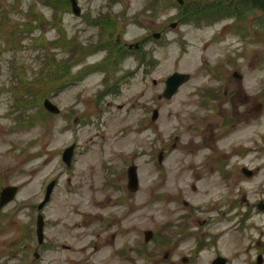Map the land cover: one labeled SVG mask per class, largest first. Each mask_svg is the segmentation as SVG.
Returning <instances> with one entry per match:
<instances>
[{
  "label": "rangeland",
  "instance_id": "1",
  "mask_svg": "<svg viewBox=\"0 0 264 264\" xmlns=\"http://www.w3.org/2000/svg\"><path fill=\"white\" fill-rule=\"evenodd\" d=\"M185 2L79 0L77 15L67 0H0V191L19 186L0 209V264H116L108 259L117 260L119 240L113 243L112 235L126 222L136 230L130 239L145 241L147 230L154 233L146 256L158 245V258L143 256L137 263L161 264L167 237L187 214L192 234L179 249H194L193 234L201 231L197 220L218 213L209 210L212 202L221 207L217 226L232 230L203 255L220 251L233 264H250L259 252L264 257V210L256 207L264 198L263 158H244L240 166L261 164L258 176L239 171L226 188L205 159L201 167L199 157L189 156L205 153L206 128L239 103L222 95L225 83L239 90L240 99L254 89L252 100H259L264 12L244 0ZM136 42L140 48H129ZM174 71L191 77L167 99L161 94ZM45 97L61 111H48ZM252 122H242L221 142L230 154H246ZM250 126L259 132L264 116ZM73 142L74 162L67 166L62 151ZM132 164L140 179L135 192L127 187ZM54 178L42 209L43 251L35 234L37 203ZM183 198L194 205L191 212L178 206ZM236 215L237 221L228 220ZM89 239L96 245L88 246Z\"/></svg>",
  "mask_w": 264,
  "mask_h": 264
},
{
  "label": "flooded vegetation",
  "instance_id": "2",
  "mask_svg": "<svg viewBox=\"0 0 264 264\" xmlns=\"http://www.w3.org/2000/svg\"><path fill=\"white\" fill-rule=\"evenodd\" d=\"M251 2H253L252 10L261 9L264 12V6L259 0H252ZM259 31L264 33V27L259 28ZM235 73V77H238V79H242L243 76L241 74L239 75L238 72ZM240 85L241 83L237 84V87H239ZM222 89V95L233 98H229L228 101H233L235 103L234 99L237 98L239 103H233L234 110L232 113L228 112L226 114L229 115L226 116H223L221 114V121L217 122V124L215 122L214 125H211L210 123L209 126H211L209 128H206L207 135L204 138V144L201 143V147H204L207 151H210V153L207 155L205 150L204 154L191 156L190 153L192 152H190L189 156L190 158L199 157L198 160H200L201 162L203 159H205V162L209 165L212 171L216 170L218 176L226 180L223 181L226 188H230V185L234 184L235 181L234 175H238L239 171L251 177L258 176L261 164H241L240 166V163L241 161H243L244 158H246L249 154L252 153L255 159L263 158L264 160V155H262L264 154V128L259 129V132H255V129L250 126L252 124L254 125V120H258L259 118L264 116V90L261 95H257V98H259V100L253 101L252 97H254L256 94L254 89L249 94L245 93V97L243 96V98L241 99L239 90H233L232 88H230L229 84L227 85V83H225L222 86ZM224 110L226 111L225 108ZM246 121H253L252 124L248 123V126L250 127V130L248 132V142L246 144V147L243 148L245 149L246 154L244 153L243 156L241 154L235 156L233 154H230V146H223L221 145V142H225L232 134H235L236 131L239 129V127L237 126L239 124H242V122ZM177 137L178 136H176V139H178ZM256 141L258 142L257 144ZM226 143H228L229 145L232 144L231 142ZM173 145L175 146L176 143H174ZM242 145H245V143H243ZM190 147H194V144L190 145ZM232 147L236 148L237 146L234 144ZM256 153H259V156L256 157ZM189 156L185 155L184 157L188 158ZM199 165L202 167L203 162ZM191 168H193V164ZM239 168H241V170ZM194 174H196V172H193V170H191L192 177H194ZM107 182L108 185L109 183L111 185H114L115 180L114 178L109 177ZM191 187L194 191H197L199 188L196 182H194ZM181 201L182 202L179 203L178 206H184L185 208L187 206H190L188 210L189 212H191V207L194 205L190 204L189 201L184 198ZM256 207L258 210H264V198H262L256 204ZM199 208L200 207L198 206V209ZM208 208L210 211L219 209L217 214H219L221 210L220 205L215 202L210 203ZM188 210L186 211L188 212ZM217 214L214 216H209L197 220L198 225L201 224V231L200 233L193 234V236H197V238L195 239L196 246L193 250L179 249L181 248L182 242L186 238H189L188 236L192 234V232L188 234V232H190V229L188 228V230L186 227L188 214L186 217L182 218L179 221L181 223L179 227L175 228L176 232L167 237L166 245L168 247V250L164 253V258L161 260V264H233V258L229 254H223L220 251L213 252L209 256L203 255L206 251H211L210 249L218 243L217 241L219 236L232 230V226H228L225 229L221 228V226H217V224L223 221V219L219 218V215ZM238 218L239 215H236L234 216V218H230L228 220H230V222H233V220L237 221ZM76 225L78 226V224ZM131 226L133 225L127 224L126 222V224H123L119 227L118 233L112 235L113 243H116L119 240V246L117 247L116 251L117 255L115 254L117 260L113 257V255L111 257H108V259H114L116 261V264H138V259L143 256H145L147 260H150L152 258H158L157 254L159 253V250L157 242H155L156 247L152 248L151 250L152 254L146 256L147 251L151 249L150 242L153 241L154 233L149 240H147L146 237L145 241L141 239H130V237L135 235L134 232L136 231L132 229ZM41 245L44 246L45 251V247L47 246V240L44 241ZM91 245L94 246L96 244L95 241L89 239L88 246ZM220 257L224 258L225 260L217 261V259ZM263 262L264 257L261 252L257 254L256 258H250V264H263ZM88 264H91V262H89Z\"/></svg>",
  "mask_w": 264,
  "mask_h": 264
},
{
  "label": "water",
  "instance_id": "3",
  "mask_svg": "<svg viewBox=\"0 0 264 264\" xmlns=\"http://www.w3.org/2000/svg\"><path fill=\"white\" fill-rule=\"evenodd\" d=\"M71 1V6H72V10L75 14L80 15L81 14V6L79 4L78 0H70ZM178 2L183 3L184 0H178ZM173 25H176V23H173ZM159 35V34H157ZM136 46H138V44H136ZM190 78V74L187 72H181V71H175L172 74H170L165 81V89L163 92V96L165 98H171L179 89V87L184 84L185 82H187ZM44 106L53 113H58L60 111V108L49 98H46L44 100ZM158 116V112L157 110H154V114H153V118H156ZM73 152H74V144L67 147L64 151L63 154V158L64 161L70 165L71 161H72V156H73ZM161 159V157H160ZM55 184V181H52L49 185H48V189H47V193L45 196V199L39 204V209H41L45 203L49 200L50 198V194L52 191V188ZM140 186V181H139V176H138V172H137V166L136 165H132L129 167L128 170V188L131 191H137L138 188ZM18 191V186L17 185H8L4 188H2V190L0 191V209L6 205L7 203H9L11 200L14 199L16 193ZM36 232H37V237H38V241L41 243L43 242L44 239V217L43 215L40 213L38 215L37 218V224H36ZM153 235V232L147 231L146 232V239H150ZM35 255L38 256V253L36 252ZM220 260H225L224 258L220 257L217 259V261Z\"/></svg>",
  "mask_w": 264,
  "mask_h": 264
},
{
  "label": "trees",
  "instance_id": "4",
  "mask_svg": "<svg viewBox=\"0 0 264 264\" xmlns=\"http://www.w3.org/2000/svg\"><path fill=\"white\" fill-rule=\"evenodd\" d=\"M246 2L250 1V0H244ZM261 2V4L264 6V0H259ZM67 2L69 3L70 1L67 0ZM251 6H253V2L250 3ZM255 4V3H254ZM189 5H190V2H189ZM184 6H188V2H185L184 3ZM185 7H182V9H184ZM186 9V8H185Z\"/></svg>",
  "mask_w": 264,
  "mask_h": 264
}]
</instances>
